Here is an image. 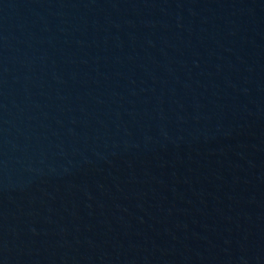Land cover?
Returning a JSON list of instances; mask_svg holds the SVG:
<instances>
[{
    "label": "water",
    "instance_id": "water-1",
    "mask_svg": "<svg viewBox=\"0 0 264 264\" xmlns=\"http://www.w3.org/2000/svg\"><path fill=\"white\" fill-rule=\"evenodd\" d=\"M0 264H264V0H0Z\"/></svg>",
    "mask_w": 264,
    "mask_h": 264
}]
</instances>
